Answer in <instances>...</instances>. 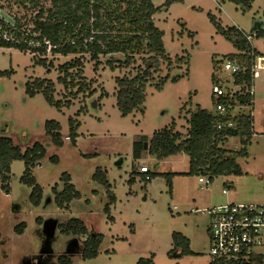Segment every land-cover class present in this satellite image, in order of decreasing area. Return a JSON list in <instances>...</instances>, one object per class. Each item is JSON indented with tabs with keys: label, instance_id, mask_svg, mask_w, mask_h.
<instances>
[{
	"label": "rangeland",
	"instance_id": "1",
	"mask_svg": "<svg viewBox=\"0 0 264 264\" xmlns=\"http://www.w3.org/2000/svg\"><path fill=\"white\" fill-rule=\"evenodd\" d=\"M151 1L156 8H161L154 15V23L163 31L164 46L174 63L162 64L154 81L147 85L144 113L137 111L122 116L117 106L116 84L117 77L136 75L138 68L143 67L142 57H137L136 64L124 69H119L118 65L120 61H125L123 55L101 57V64L95 70V63L89 61L90 56L87 55L82 76L89 89L83 93H77L78 89L73 90L72 94L76 93V97L58 83L60 73L56 69L59 64L76 56L64 59L49 52L47 57L54 67H49L48 71L47 67L35 63L34 54L30 52L0 48V71L13 72L11 78L3 77L0 80V136L13 139L16 145L26 150L37 140L42 142L46 134V121L55 120L62 126L66 143L64 147L56 148L46 142V158L42 167L34 170L44 185L41 206H32V188L20 182L24 163L15 161L10 182L12 194L6 195L0 188V208L6 212L14 201L23 205L25 210L31 209L30 218L34 221L28 223L29 228L37 227L36 218L47 209L60 223L61 219L64 222L77 217L87 221L88 226L97 227L104 234L99 256L84 260L78 255L73 259V264H144L140 262L142 259H152L154 264H211L210 220L202 210L229 202L264 204V71H259L254 81L255 95L251 109L254 135L247 146V157H238L242 167L241 176L218 177L209 186H204L199 178L208 177L187 175L190 165L189 157L185 154L158 160L146 151L142 159H133V144L138 137L143 136L150 141L156 131L173 123L178 131L186 135L191 113L198 109L216 112L213 76L227 79L225 75L218 74L216 66L229 55L242 51L234 39L230 40L219 32L213 19L225 30L236 29L250 36L252 47L264 55V37L256 35L259 29L264 31V0H255L250 9H243L229 0H182L174 2L169 8L165 7L167 0ZM51 4L48 0L42 1L45 8H51ZM35 14L17 0H0V16L11 23L15 16L21 18L27 30L33 28ZM183 55L189 57V63L179 67L175 58ZM109 62L115 63L118 69L112 71ZM178 76L179 79L173 81ZM165 77L169 79L158 89L156 84ZM38 78L53 81L56 84V99L71 100L72 106L59 110L50 106L41 94L30 98L25 93V84ZM92 91L96 93L90 96ZM84 107L87 112L79 114ZM240 112L248 113L250 109ZM70 118L80 123L76 147L70 141H65L69 136ZM225 148L232 152L241 151V139L230 137ZM52 154L60 158L57 165L49 161ZM120 160H123V164L117 166ZM142 164L148 165L151 172L158 176L146 183L142 175L137 174L135 180L130 182L131 174L139 173ZM99 168L107 171L117 197L112 206L114 223L107 222L104 211L109 203L108 189L94 180ZM65 172L71 175L72 183L82 195V198L71 203L68 212L58 207L54 197L50 203L47 200L49 194L53 195V187L62 185L60 177ZM163 173L177 174L171 192L167 180L160 176ZM224 189L228 190V194H223ZM7 218L11 221L9 214ZM24 218L27 221L25 215ZM39 229L43 231V226H39ZM174 233L189 239L194 255L178 256L181 248L176 249L174 245ZM17 243L13 241L9 244L11 257L10 263L6 264H18L21 257L39 253L45 246L57 254H66L73 238L62 234L58 228L53 236L46 235L41 242L31 238ZM0 256L8 259V250L2 248ZM3 263L0 259V264Z\"/></svg>",
	"mask_w": 264,
	"mask_h": 264
},
{
	"label": "trees",
	"instance_id": "2",
	"mask_svg": "<svg viewBox=\"0 0 264 264\" xmlns=\"http://www.w3.org/2000/svg\"><path fill=\"white\" fill-rule=\"evenodd\" d=\"M46 0H17L26 9L35 12L33 28L25 29L21 18L14 17L13 23L0 16V48L15 49L21 52L34 54L35 63L48 68L54 67V63L48 60V53L58 54L67 59L56 68L60 73L58 83L68 91L78 89L77 93L88 91L89 85L85 82L83 71L86 65V56L89 61L95 63V70L101 64V57L121 54L125 61H120L119 69L129 68L137 63V57H142L143 67H139L133 77H117V106L122 116H129L137 111L144 113V104L147 98V85L154 81L155 74L159 73L161 65L167 63L173 65L172 58L164 46V33L154 23V15L161 8H156L151 0H48L51 8L42 6ZM182 0H167L165 7L169 8L174 2ZM235 5L250 9L255 0H229ZM220 33L230 40L234 39L241 49V53L229 55L226 59L236 61L242 65L243 72L236 76L235 83L241 85L243 90L250 89L254 85L252 69L259 58L264 55L252 47L251 40L236 29L225 30L215 19ZM257 37H264V31H256ZM79 55V57L77 56ZM39 57V58H38ZM176 62L180 67L189 63V57L177 56ZM225 59V60H226ZM223 63V61L221 62ZM112 71L117 70L115 63H108ZM221 64H217V70ZM73 72H75L74 75ZM13 72L0 71V79L12 76ZM84 77V78H82ZM180 76L173 78L177 81ZM169 78L160 80L156 87L161 89ZM214 83L219 80L213 76ZM25 93L34 98L41 94L46 102L59 110L70 108L71 100L56 99V84L48 79H35L25 84ZM96 92L92 91L90 96ZM76 96L75 94H72ZM77 97V96H76ZM87 112L84 107L81 112ZM216 112H208L198 109L191 113L188 122V132L183 135L173 123L154 133L150 141L143 136L138 137L133 144V159L140 160L148 151L158 160H165L178 154L189 157V176H205L212 181L218 177L241 176L242 167L238 157H247V146L254 135V119L252 110L248 113L238 114L234 117L236 126L233 129H218V125L229 118ZM69 139L72 146L76 147L79 137L80 123L74 118L69 119ZM45 133L49 145L63 147L65 145L62 134V126L58 121L49 120L45 123ZM230 137H239L243 148L241 151L232 152L225 148V143ZM47 155L44 144L35 143L26 150L15 144L14 140L0 138V177L3 180L11 173V166L15 161H22L25 171L21 181L32 188V203L38 206L43 197V188L37 183L34 169L41 164ZM51 161L59 163L58 156H53ZM141 174L146 183L158 176L157 173L133 172L130 182L135 180V175ZM176 173H163L160 176L167 180L170 192L173 189V179ZM64 190L58 192L55 189L56 203L60 207H69L73 200L80 198V193L71 184L68 174L63 175ZM94 180L108 189L109 203L105 207V213L110 221L111 206L116 203V196L112 192V185L107 179L106 172L97 169ZM67 232L76 235H87V228L80 220H73L67 226ZM134 232V230H131ZM174 245L181 248L178 256L194 255L190 248V241L180 233L173 234ZM103 242L102 236H91L85 246L86 257H96ZM175 249V250H176ZM144 264H154L153 260L140 261ZM211 264H223L212 261Z\"/></svg>",
	"mask_w": 264,
	"mask_h": 264
},
{
	"label": "built area",
	"instance_id": "3",
	"mask_svg": "<svg viewBox=\"0 0 264 264\" xmlns=\"http://www.w3.org/2000/svg\"><path fill=\"white\" fill-rule=\"evenodd\" d=\"M248 40H251V37H248ZM260 59L252 69L254 81L259 76V71L264 70L260 66ZM243 69L240 63L226 59L217 70L218 74L225 75L227 79L216 76L219 82L213 85L216 113L223 117L230 115L226 121L218 125V129L235 128L234 117L240 114V110L253 108L254 85L250 89L243 90L241 85L235 83L236 76L241 74ZM139 171L149 173L151 169L148 165L142 164ZM199 182L209 186L212 180L201 177ZM223 194H228V190L224 189ZM202 213H206L210 220L208 228L210 255L214 261L223 264L263 263L264 204L229 202L203 209Z\"/></svg>",
	"mask_w": 264,
	"mask_h": 264
},
{
	"label": "flooded vegetation",
	"instance_id": "4",
	"mask_svg": "<svg viewBox=\"0 0 264 264\" xmlns=\"http://www.w3.org/2000/svg\"><path fill=\"white\" fill-rule=\"evenodd\" d=\"M67 138H69V137H66L65 141L69 142L70 139H67ZM35 143H41V144L46 145L45 140H42V142H41V140H39V141H36ZM65 145H66V143H65ZM49 146H51V145H49ZM56 148H59V147H56ZM53 156H58V155H56V154L51 155L49 161L52 164H54L51 161V158ZM42 162H41V164H42ZM59 162H60V158H59ZM103 171L106 172V176H107V171L106 170H103ZM66 174H68L70 176L71 184L75 187V185L72 183L71 175L68 172L63 173L62 176L60 177V181H61L62 185L56 184L53 187V189H52L53 195H51V194L48 195V199H47L48 203H50L52 201L53 197H54V199H56V195L54 192L55 189L58 192H62L64 190V182H63L62 178H63V175H66ZM22 176H23V174L21 175V177ZM34 176L36 178L37 183L43 188V197H42L41 203L38 206H36L32 203V200H31L32 192H31L30 202H31L33 207H39L43 204V201H44V185H42L40 183V181H39L40 179H38L39 176L37 174L36 175L34 174ZM11 178H12V166H11V173L8 174V178L6 180H3L0 177V188L8 196H10L12 194V187L10 184ZM107 179H108V177H107ZM20 182H22L21 178H20ZM75 189H76V187H75ZM76 191H77V189H76ZM112 192H113V190H112ZM113 194L115 195L114 192H113ZM80 198H82L81 193H80ZM80 198H78V199H80ZM116 201H117V197H116ZM87 202H89V201H87ZM71 203H70L69 207H66V206L60 207L59 205H58V207L61 210H63L64 212H68L71 210ZM112 206H111V216L115 219V217L112 214ZM29 211H31V209L25 210V207L23 205L16 204L14 201H13L12 205L9 208H7L6 212L2 211L0 208V251L2 250V248H6L8 250V255H9L8 259H2V257L0 256V259L4 261L3 264H6L10 261V257H11L10 255L11 254H10V250L8 249V247H9V244L13 243V241H18L17 244H21L22 241L23 242L29 241L32 238L36 242H41L43 240V237H45L46 235L49 237L53 236L56 233V230L58 228L60 229L62 234H64L65 236H67L69 238L70 237L73 238V243H72L69 251L66 254H57L49 246H45L43 248V250L40 251L39 253H36V254L30 253V254L24 255V257H21L18 260V264H73V259L78 255L80 257H82V259H84V260L96 259L99 256L103 242H104V234L101 231H99L97 229V227H95L94 225L88 226L87 221H85L83 218H77V217L66 219V221H64V222H63V219H61V223H60L57 218L52 217L53 215L51 214V211L49 209H47V210H45L44 214L39 215L36 218V223L38 224L37 227L34 226V227L29 228L28 223H31L34 221V219L30 218L32 215L30 214ZM104 211H105V209H104ZM8 214L10 215L11 221L7 218ZM24 215L27 217V221L25 220ZM105 216H106L107 222L114 223L115 220L110 221L108 215L106 214ZM60 218H62V217L60 216ZM77 219L80 220L84 224V226L87 228V231H88L87 235H76L72 232H70V233L67 232L66 228L69 225V223L71 221L77 220ZM49 220H53L56 222V228H55L53 234H51V235H49L45 231V223ZM39 226H43V231H41L42 229L41 230L39 229ZM97 235L103 237V242L99 248L98 255L96 257H92V258L86 257V255H85L86 243L89 241L91 236H97Z\"/></svg>",
	"mask_w": 264,
	"mask_h": 264
},
{
	"label": "water",
	"instance_id": "5",
	"mask_svg": "<svg viewBox=\"0 0 264 264\" xmlns=\"http://www.w3.org/2000/svg\"><path fill=\"white\" fill-rule=\"evenodd\" d=\"M259 63H260V66H261L262 68H264V58H261V59L259 60ZM0 80H1V79H0ZM95 108H96V109L98 108V106H97V101L95 102ZM0 138H7V136L1 135ZM122 164H123V160H120V161L117 162V166H121ZM55 228H56V222H55V221H53V220H49V221H47V222L45 223V231H46L49 235L53 234Z\"/></svg>",
	"mask_w": 264,
	"mask_h": 264
},
{
	"label": "crops",
	"instance_id": "6",
	"mask_svg": "<svg viewBox=\"0 0 264 264\" xmlns=\"http://www.w3.org/2000/svg\"><path fill=\"white\" fill-rule=\"evenodd\" d=\"M262 71H264V70H262ZM44 139L43 140H45L46 142H48V137L46 136V134H45V136L43 137ZM38 141V140H37ZM37 167H42V164L40 165H38ZM24 170H25V165H24ZM35 170V169H34ZM24 172V171H23ZM42 173V172H41ZM34 174L36 175L37 174V171L36 172H34ZM48 177H49V174H48ZM48 180L49 179H47V182H48ZM44 182H46V180L44 181Z\"/></svg>",
	"mask_w": 264,
	"mask_h": 264
}]
</instances>
